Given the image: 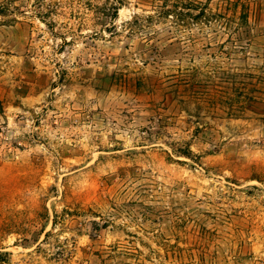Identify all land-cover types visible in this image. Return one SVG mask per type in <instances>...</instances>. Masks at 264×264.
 <instances>
[{
    "label": "rangeland",
    "instance_id": "obj_1",
    "mask_svg": "<svg viewBox=\"0 0 264 264\" xmlns=\"http://www.w3.org/2000/svg\"><path fill=\"white\" fill-rule=\"evenodd\" d=\"M0 7V264H264V0Z\"/></svg>",
    "mask_w": 264,
    "mask_h": 264
},
{
    "label": "trees",
    "instance_id": "obj_2",
    "mask_svg": "<svg viewBox=\"0 0 264 264\" xmlns=\"http://www.w3.org/2000/svg\"><path fill=\"white\" fill-rule=\"evenodd\" d=\"M0 9H3V7L2 8L0 7ZM165 12H169V11L168 10H165Z\"/></svg>",
    "mask_w": 264,
    "mask_h": 264
}]
</instances>
